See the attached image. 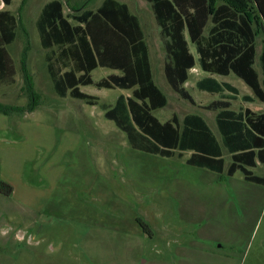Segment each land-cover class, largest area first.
I'll return each instance as SVG.
<instances>
[{
	"label": "rangeland",
	"instance_id": "rangeland-1",
	"mask_svg": "<svg viewBox=\"0 0 264 264\" xmlns=\"http://www.w3.org/2000/svg\"><path fill=\"white\" fill-rule=\"evenodd\" d=\"M48 1L11 0L6 7L0 0V10L19 20L16 39L7 48L15 63V83L0 87V103L28 104L20 70L23 54L38 96L33 112L0 114V181L12 187L11 195L0 193V264H225L228 254L234 255V264H264V186L245 183L240 172L231 178L218 176L184 165L183 158L161 160L136 153L125 135L104 120L98 106L54 94L35 29L39 11ZM60 1L66 15L94 10L102 0ZM118 1L138 17L154 83L168 100L154 116L163 123L172 114L180 120L198 114L216 132L214 114L199 108L216 96L195 88L199 76L194 73H202L198 65L184 85L196 102L192 105L165 82L164 49L149 4ZM209 1L212 8L228 4ZM258 37L264 38L263 33ZM111 73L98 68L92 78L98 81ZM222 81L241 96L253 97L233 74ZM82 91L106 104L123 93L93 87ZM246 106L264 113V104L256 99ZM240 107H245L240 99L231 102L232 110ZM252 172L263 176L264 168ZM245 191L247 197L236 194ZM137 218L149 227L151 236L142 232ZM121 223L138 226L140 234L117 236L114 228Z\"/></svg>",
	"mask_w": 264,
	"mask_h": 264
},
{
	"label": "trees",
	"instance_id": "trees-1",
	"mask_svg": "<svg viewBox=\"0 0 264 264\" xmlns=\"http://www.w3.org/2000/svg\"><path fill=\"white\" fill-rule=\"evenodd\" d=\"M145 1L160 29L166 60L164 74L171 90L194 104L183 87L188 71L196 64L190 45L199 68L209 75L196 88L219 97L205 107L216 112L219 140L198 115H186L181 121L173 115L164 123L153 116V112L166 107L167 99L153 82L138 18L117 0H102L94 10L66 15L60 0L42 6L35 29L54 94L98 106L104 120L125 135L132 151L160 159H180L190 152L186 166L229 178L240 172L244 181L264 186V174L259 177L249 170L255 167V160L264 167V114L242 108L231 110V102L238 99L243 103L254 99L264 103V39L258 57L261 80L253 68L256 38L260 32L264 34V0H223L228 4L215 8L209 0ZM1 2L6 7L11 4V0ZM18 27L17 16L0 10V87L15 83V63L7 48L15 41ZM98 68L118 74L95 81L92 73ZM20 70L28 104L18 107L0 103L3 116L30 113L38 107L25 54ZM229 74L243 81L253 97L241 96L235 87L211 77ZM85 87L119 89L130 96L119 95L112 104L99 103L97 97L82 91ZM224 153L229 156L227 165ZM0 193L9 196L12 187L0 181ZM136 222L144 234L151 236L142 219Z\"/></svg>",
	"mask_w": 264,
	"mask_h": 264
},
{
	"label": "crops",
	"instance_id": "crops-1",
	"mask_svg": "<svg viewBox=\"0 0 264 264\" xmlns=\"http://www.w3.org/2000/svg\"><path fill=\"white\" fill-rule=\"evenodd\" d=\"M118 1V0H117ZM145 1V0H144ZM49 2V1H48ZM102 2V1H101ZM100 2V3H101ZM120 2V1H119ZM146 2V1H145ZM47 3V2H46ZM120 3H122V2H120ZM147 3V2H146ZM148 4V3H147ZM44 5V4H43ZM99 6V5H98ZM150 6V5H149ZM42 8V7H41ZM128 8H129V6H128ZM150 9H151V7H150ZM129 10H130V8H129ZM40 12V11H39ZM130 12H131V10H130ZM152 12V11H151ZM132 13V12H131ZM133 14V13H132ZM134 15V14H133ZM152 15H153V13H152ZM137 17V16H136ZM138 18V17H137ZM153 18H154V16H153ZM139 20V19H138ZM154 21H155V19H154ZM140 22V21H139ZM155 24H156V22H155ZM157 25V24H156ZM140 26H141V24H140ZM159 28V27H158ZM142 29V28H141ZM143 32V31H142ZM143 35H144V33H143ZM264 35V34H263ZM259 36V35H258ZM257 36V38H256V40H258L259 39V37ZM159 38H160V29H159ZM262 39H264V38H262ZM261 38L258 40V42L260 43V51H261V40H262ZM144 40H145V37H144ZM160 42L162 43V41H161V38H160ZM146 43V42H145ZM146 46H147V44H146ZM162 46H163V43H162ZM163 49H164V46H163ZM189 49H190V53L194 56V59H195V66L196 65H198L197 64V55H196V53H195V50H194V47L192 46V45H190V47H189ZM147 50H148V57H149V63H150V53H149V49H148V46H147ZM255 51H256V43H255ZM260 51H259V54H258V57H259V55H260ZM257 55V54H256ZM258 57H257V60H258ZM163 64H162V73H163V77H164V79H165V82L167 83V81H166V78H165V74H164V65H165V62H166V60H165V50H164V55H163ZM255 61H256V56H255ZM195 66H194V68H192V69H195ZM199 67V66H198ZM258 67H259V63H258ZM253 68H254V70L257 72V74H258V77H259V80H261V73H260V67H259V72L255 69V62H254V66H253ZM189 70L188 71V78H187V81H188V79H189V73L191 72V71H193V70ZM200 69V68H199ZM150 70H151V63H150ZM111 71V70H110ZM152 71V70H151ZM200 71L203 73H200V72H195L194 74H195V76H199L198 78H196L195 76V78H196V81H195V88H196V84L199 82V81H201L202 79H204V78H206V77H209V75L207 74V73H205V72H203L201 69H200ZM114 73H111V74H118V72H115V71H113ZM108 75H110V74H108ZM107 75V76H108ZM151 75H152V72H151ZM230 75V74H229ZM229 75H227V76H218V75H213V76H211L212 78H214V79H216L217 80V82H219V83H226V82H224V81H222V78H225V77H228ZM235 76V75H234ZM194 78V79H195ZM152 79H153V77H152ZM239 79V78H238ZM187 81L185 82V83H187ZM153 82H154V80H153ZM243 82V81H242ZM185 83L183 84V87H184V85H185ZM155 84V83H154ZM228 84V83H227ZM156 85V84H155ZM168 85V84H167ZM169 86V85H168ZM232 86V85H231ZM170 88V87H169ZM171 89V88H170ZM184 89H185V87H184ZM197 89V88H196ZM160 90V89H159ZM186 90V89H185ZM198 90V89H197ZM161 91V90H160ZM187 91V90H186ZM128 93V95H125L124 93ZM162 92V91H161ZM188 92V91H187ZM163 93V92H162ZM208 94V93H207ZM119 95H124V96H130V93L129 92H127V91H123V93H121V94H119ZM177 95V94H176ZM190 95V94H189ZM209 95H211V94H209ZM178 96V95H177ZM191 96V95H190ZM212 96H216V99H214V100H212V101H210V103L211 102H213V101H217V100H219V97L217 96V95H212ZM245 96H250V95H245ZM166 97V96H165ZM250 97H252V96H250ZM180 98V97H179ZM192 98V97H191ZM167 99V98H166ZM193 100V99H192ZM255 100V99H254ZM254 100H253V102H251V103H254ZM115 101V100H114ZM193 102H194V104H196V102L193 100ZM233 102V101H232ZM210 103H208V104H210ZM251 103H245V107H240V108H242L243 110L245 109H247V110H249L250 112H252V113H254V114H264V113H255V112H253V111H251L246 105L247 104H251ZM167 104H168V100H167ZM194 104H192V105H194ZM207 104V105H208ZM264 104V103H263ZM207 105H205V106H201V107H199L202 111H206V112H210V113H213L214 114V123H215V129H216V132H214L213 130H211L210 128V130H211V132L213 133V135L219 140V133H218V131H217V126H216V122H215V117H216V112H212V111H208V110H206L205 109V107L207 106ZM167 106V105H166ZM165 108V107H164ZM163 108V109H164ZM161 110V109H160ZM232 110V109H231ZM239 110V109H238ZM237 110V111H238ZM158 111V110H157ZM234 111V110H233ZM156 112V111H155ZM154 113V112H153ZM190 114H193V113H190ZM173 115H175V114H172L171 115V117L173 116ZM186 115H189V114H186ZM185 115V116H186ZM194 115H198V114H194ZM153 116H154V114H153ZM175 116H177V115H175ZM199 116V115H198ZM155 117V116H154ZM171 117H170V119H171ZM178 117V116H177ZM184 117V116H183ZM201 117V116H200ZM156 118V117H155ZM169 119V120H170ZM179 119V118H178ZM183 119V118H182ZM181 119V120H182ZM203 119V118H202ZM180 120V119H179ZM180 120V121H181ZM204 120V119H203ZM159 121V120H158ZM167 122V121H166ZM164 123V122H163ZM207 124V123H206ZM209 127V126H208ZM137 153V152H136ZM187 154V155H186ZM189 156H190V152H186V153H184L183 154V156H182V158H183V164L185 165V161H186V159H188L189 158ZM151 157H153V156H151ZM175 157H173V158H170V159H174ZM177 158V157H176ZM181 158V159H182ZM224 159H225V165H227L228 163H229V156L226 154V153H224ZM161 160H164V159H161ZM262 165L260 164V162L258 161V160H255V167L254 168H252V169H249L251 172H252V170H254V169H256V168H258V167H261ZM189 167V166H188ZM193 168V167H192ZM264 168V167H263ZM196 169H198V168H196ZM201 170H204V169H201ZM206 171H208V170H206ZM208 172H210V171H208ZM210 173H213V172H210ZM253 173V172H252ZM213 174H215V173H213ZM263 174H264V172H263ZM216 175H218V174H216ZM235 175V174H234ZM218 176H220V175H218ZM233 177V176H232ZM259 177H261V176H259ZM231 178V177H230ZM244 181V180H243ZM245 183H246V181H244ZM247 183H249V182H247ZM252 184V183H251ZM254 185H256V184H254ZM258 186H260V185H258ZM237 195H241V196H244L245 195V197H247L246 195V191L245 192H242V193H236ZM116 226V225H115ZM116 231H117V236H122V232L123 233H127V234H132V235H134V234H140V232H139V229H138V226H136V225H133V224H122L121 223V225H117L115 228H114ZM129 232V233H128ZM201 244H194V247L196 248V246L198 247V246H200ZM219 248V247H218ZM198 250L199 251H202L201 249H200V247L198 248ZM207 251H210L211 253H214V250L213 249H208ZM176 254H178V255H182L183 256V251H181V250H176ZM245 254V253H244ZM227 259H224V261H225V264H227V262H228V260H229V263L228 264H234L232 261H234V255L233 254H228V256H225ZM109 264H114V263H109ZM121 264H128V263H121ZM135 264V263H134Z\"/></svg>",
	"mask_w": 264,
	"mask_h": 264
}]
</instances>
